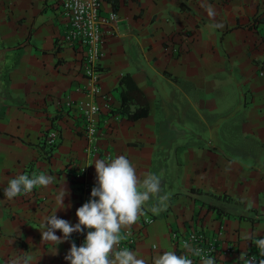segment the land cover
Returning a JSON list of instances; mask_svg holds the SVG:
<instances>
[{"label":"crops","instance_id":"crops-1","mask_svg":"<svg viewBox=\"0 0 264 264\" xmlns=\"http://www.w3.org/2000/svg\"><path fill=\"white\" fill-rule=\"evenodd\" d=\"M102 12L117 17L104 26L96 66L112 115L104 110L98 117L101 135L93 151L77 112L64 103L102 106L104 100L87 91L82 53L61 43L59 0H0V260L69 264L64 257L83 231L55 245L42 240L41 225L54 213L78 223L76 210L90 199L82 185L90 194L95 186V161L121 155L141 181L160 176V195L168 196L159 213L151 211L160 207L153 197L131 227L138 258L153 264L175 251L174 230L214 232L220 224L224 237L246 250V235L264 238V0H104ZM168 42L176 53H169ZM125 76L138 89L127 93L129 111L147 107L146 117L130 120L121 112ZM222 92L232 95L219 104L230 118L225 123L238 124L241 139L252 140L249 147L171 135V123L199 100L202 105L203 95L210 102ZM49 128L59 132L51 149L42 143ZM74 165L85 169L83 184L73 180ZM41 173L55 182L12 200L3 195L10 179ZM63 186L65 207L57 209ZM147 218L152 223L145 224ZM216 264L236 263L225 258Z\"/></svg>","mask_w":264,"mask_h":264},{"label":"clouds","instance_id":"clouds-1","mask_svg":"<svg viewBox=\"0 0 264 264\" xmlns=\"http://www.w3.org/2000/svg\"><path fill=\"white\" fill-rule=\"evenodd\" d=\"M209 17L215 16L214 9L209 5L206 8ZM213 28L222 27L219 24ZM95 168V186L91 190L90 199L76 210L78 220L74 226L64 219L56 217L55 213L45 218L41 225L44 231L42 240L59 245L69 239L72 233L87 231L83 244L79 247L73 243L64 257L69 264H147V261L138 258V254L128 248H119L121 241L126 237L121 233L131 227L145 214L144 206L156 197L160 207L153 206L151 211L159 213L166 206L168 196L160 195L161 178L155 174H148L142 181L138 179L136 169L130 160L121 155L108 162L97 159ZM55 182V178L43 173L19 175L8 181L3 189V195L12 200L23 194H28L37 187H48ZM68 195L64 186L57 194V209L64 208L63 199ZM59 231L62 237L55 233ZM244 239H251L246 235ZM259 249L260 256L264 257V238L254 241ZM190 245L184 244L188 249ZM192 254L201 258V264H215L214 257L203 255L200 249H193ZM153 264H193L192 259L185 255H177L175 251L163 252L154 258ZM248 264H253L249 261ZM259 264H264L261 260Z\"/></svg>","mask_w":264,"mask_h":264},{"label":"built area","instance_id":"built-area-1","mask_svg":"<svg viewBox=\"0 0 264 264\" xmlns=\"http://www.w3.org/2000/svg\"><path fill=\"white\" fill-rule=\"evenodd\" d=\"M104 0H59L60 16L64 19L65 31L62 37V44L73 49H77L82 53L83 73L88 81L87 91L92 96H101L103 105L96 103L91 105H83L82 103L71 102L67 100L64 105L66 109H72L77 112L81 120L85 139L93 151L95 145L101 135L99 116L105 110L111 113V104L106 96L101 95L99 72L96 69L99 61L103 56L104 46V26L109 23H115L117 17L115 13L104 15L102 12ZM176 43H178L176 41ZM169 53L177 52V45L168 42ZM114 117V115H113ZM59 140V132L55 128H49L43 135L42 143L47 149L55 147ZM76 167V168H75ZM73 180L75 182H84L85 169L74 165ZM30 177V176H29ZM85 199L89 193V187L86 183L82 185ZM151 218L144 220L145 224L152 223ZM125 235V239L121 241L119 248H128L132 251L137 243L136 233L131 229L130 234L127 230L121 233ZM87 235V231H83L76 239L77 247L83 244ZM225 227L220 224L216 231L208 232L206 229H194L186 232L174 230L170 233V242L177 251L178 255H185L192 259L193 264H201V258L192 254L193 249H200L203 255L214 257L215 264L220 263L222 259L231 258L236 264H259L264 257L260 256L259 249L254 241L260 237H254L249 240L246 250H240L233 241L224 237ZM188 243L190 247L184 248V244ZM0 264H9L4 260H0Z\"/></svg>","mask_w":264,"mask_h":264},{"label":"rangeland","instance_id":"rangeland-1","mask_svg":"<svg viewBox=\"0 0 264 264\" xmlns=\"http://www.w3.org/2000/svg\"><path fill=\"white\" fill-rule=\"evenodd\" d=\"M232 96L229 92H222L216 96H209L211 101L209 102L206 94L203 95V104L199 105L200 100L195 104H198L195 109L190 107L186 115L181 114V117L178 121L171 123V135H188L190 137L189 140H195V143H203L207 142L208 144L214 146L223 145L224 147H228V149L232 147L233 144L243 145V149L245 147H249L252 143L251 139L242 140L241 135H243L241 128L238 124H234L230 121V123H225L226 118L230 120L228 116H224L226 111L220 106L221 100H227V97L231 99ZM243 98V96H242ZM216 104L218 107H212L211 105ZM222 109L223 112L222 113ZM196 135V136H192ZM201 138V140H197ZM253 145H251L252 147Z\"/></svg>","mask_w":264,"mask_h":264},{"label":"trees","instance_id":"trees-1","mask_svg":"<svg viewBox=\"0 0 264 264\" xmlns=\"http://www.w3.org/2000/svg\"><path fill=\"white\" fill-rule=\"evenodd\" d=\"M124 86L125 90H121V96H122V105H121V112L126 114L127 117L130 120H137L139 118L146 117L148 115V108H140L136 109L135 111L131 112L129 111L128 102H127V93L131 91H137V87L132 83V81L129 79L128 76L123 77L120 80V85Z\"/></svg>","mask_w":264,"mask_h":264}]
</instances>
